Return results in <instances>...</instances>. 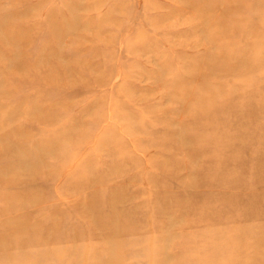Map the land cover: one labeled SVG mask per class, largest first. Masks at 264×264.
Segmentation results:
<instances>
[{"label": "rangeland", "instance_id": "1", "mask_svg": "<svg viewBox=\"0 0 264 264\" xmlns=\"http://www.w3.org/2000/svg\"><path fill=\"white\" fill-rule=\"evenodd\" d=\"M263 153L264 0H0V264H264Z\"/></svg>", "mask_w": 264, "mask_h": 264}, {"label": "bare ground", "instance_id": "2", "mask_svg": "<svg viewBox=\"0 0 264 264\" xmlns=\"http://www.w3.org/2000/svg\"><path fill=\"white\" fill-rule=\"evenodd\" d=\"M257 156H258V154H257ZM260 156L262 157V158H264V153L263 154H260ZM259 165H264V163H261V164H259ZM259 165H257V166H255V168H254V170L255 169H257V168H259L260 166ZM253 170V171H254ZM262 170H263V173L262 174H264V167L262 168ZM256 171V170H255ZM257 172V171H256ZM257 174H259L258 172H257ZM259 177L256 179V184H255V186H261V185H263L264 186V177H262V176H264V175H262L261 176V174H259L258 175ZM255 194H256V192H253L252 194H251V196L249 197V201H248V205L250 206V208H256L258 205H256V204H258L259 202H261V207H257V210L255 211V213L256 214H258V215H260L261 213H262V211L264 210V197H262L261 198V200H259L258 201V197L257 196H255ZM245 215H251L252 213L251 212H247V211H245V212H243Z\"/></svg>", "mask_w": 264, "mask_h": 264}]
</instances>
